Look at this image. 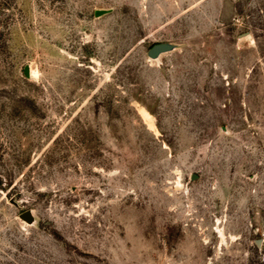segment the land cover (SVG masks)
<instances>
[{"label":"rangeland","instance_id":"obj_1","mask_svg":"<svg viewBox=\"0 0 264 264\" xmlns=\"http://www.w3.org/2000/svg\"><path fill=\"white\" fill-rule=\"evenodd\" d=\"M0 264H264V0H0Z\"/></svg>","mask_w":264,"mask_h":264},{"label":"water","instance_id":"obj_2","mask_svg":"<svg viewBox=\"0 0 264 264\" xmlns=\"http://www.w3.org/2000/svg\"><path fill=\"white\" fill-rule=\"evenodd\" d=\"M170 49V45L168 44H164V43H159L154 45L150 51H149V56L152 58L157 57L160 53L166 52ZM22 219H24L26 222H33L34 221V217L32 216V214L30 212H26L22 215Z\"/></svg>","mask_w":264,"mask_h":264}]
</instances>
